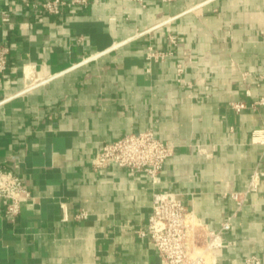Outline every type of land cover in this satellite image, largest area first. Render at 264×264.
I'll return each mask as SVG.
<instances>
[{
  "label": "crops",
  "instance_id": "obj_1",
  "mask_svg": "<svg viewBox=\"0 0 264 264\" xmlns=\"http://www.w3.org/2000/svg\"><path fill=\"white\" fill-rule=\"evenodd\" d=\"M87 1L50 15L0 0V170L32 192L15 221L0 202V264H161L137 233L155 191L207 230L232 217L218 264L264 258V177L240 210L231 198L264 171V0ZM148 130L175 148L157 182L93 169L106 143Z\"/></svg>",
  "mask_w": 264,
  "mask_h": 264
},
{
  "label": "built area",
  "instance_id": "obj_2",
  "mask_svg": "<svg viewBox=\"0 0 264 264\" xmlns=\"http://www.w3.org/2000/svg\"><path fill=\"white\" fill-rule=\"evenodd\" d=\"M27 7H33L50 15L61 14L66 8L77 5L87 6V0H22ZM9 21V15L3 22ZM170 45H177L175 35L168 36ZM171 55L167 50H156L149 47L148 61L163 62ZM6 69V60L0 58V72ZM183 67H177L182 75ZM232 109L241 112L247 108L244 103H233ZM254 143L264 145V133L253 134ZM175 148L158 139L151 130L126 134L121 138L106 143L92 161L95 171L109 166H116L133 173H143L157 182L165 162L174 155ZM264 171L259 167L253 171L246 191L231 194L237 209L246 203L249 194L259 191ZM32 199L31 190L22 179L12 171L0 170V202L4 214L15 221L21 212L22 205ZM85 213L78 215L85 218ZM232 227L229 217L219 231L204 228L203 223L179 194L174 192L155 191L152 194V213L147 228L138 230V236L146 238L154 247L161 264H218L216 251L225 247L222 236ZM245 264H264V258L251 256Z\"/></svg>",
  "mask_w": 264,
  "mask_h": 264
}]
</instances>
